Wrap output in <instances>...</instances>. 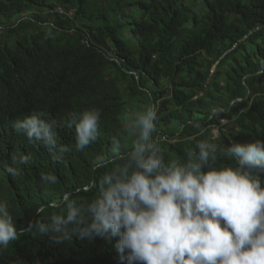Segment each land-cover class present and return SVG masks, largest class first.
I'll list each match as a JSON object with an SVG mask.
<instances>
[{
	"label": "trees",
	"instance_id": "1",
	"mask_svg": "<svg viewBox=\"0 0 264 264\" xmlns=\"http://www.w3.org/2000/svg\"><path fill=\"white\" fill-rule=\"evenodd\" d=\"M89 1L0 0V202L22 233L0 251V264H121L115 239H81L69 225L71 238L57 244L29 225L66 215L65 193L95 198L115 166L94 170L96 160L113 156L114 140L115 155L131 150L124 123L142 104L157 110L165 163H185L200 141L222 150L264 140V0H114L92 10ZM57 6L74 12H52ZM126 29L137 50L125 43ZM89 109L101 112L99 137L78 151L67 120ZM35 112L72 149L60 159L14 131ZM21 155L30 156L27 164L13 162ZM217 157V167L237 164L220 150ZM44 173L57 182H44Z\"/></svg>",
	"mask_w": 264,
	"mask_h": 264
},
{
	"label": "clouds",
	"instance_id": "2",
	"mask_svg": "<svg viewBox=\"0 0 264 264\" xmlns=\"http://www.w3.org/2000/svg\"><path fill=\"white\" fill-rule=\"evenodd\" d=\"M51 36V31L46 33V38ZM44 115L35 112L17 120L14 131L42 143L60 159L72 149L58 144L54 122ZM100 119L98 109L69 114L76 150L97 141ZM156 120L155 106L128 116L124 128L133 137L132 148L117 156L120 140H114L113 156L97 158L94 170L115 166L104 172L95 198L85 203L65 193L66 215L53 213L50 222L29 227L57 244L71 238L69 225L81 239H115L121 264H264V140L231 143L222 150L200 141L198 152L189 150L185 163H165L154 136ZM218 150L234 158L236 166L217 167ZM29 160L28 155L13 156L14 163ZM41 179L57 182L54 173L41 174ZM21 234L0 202V251Z\"/></svg>",
	"mask_w": 264,
	"mask_h": 264
},
{
	"label": "rangeland",
	"instance_id": "3",
	"mask_svg": "<svg viewBox=\"0 0 264 264\" xmlns=\"http://www.w3.org/2000/svg\"><path fill=\"white\" fill-rule=\"evenodd\" d=\"M112 1H114V0H90L89 3H88V7L90 8V10L95 9V8L107 9L108 5ZM59 9L62 10V13L59 12L60 11ZM53 11H56L57 13L62 14V15L71 16V13L74 12V9L72 8L70 10H66L64 7L57 6L56 9H52V12ZM122 37H123L125 43L131 49H133V50H137L138 49L137 40L131 36V34L129 33V31H127V29L122 32ZM0 39H1V37H0ZM212 71H214V69ZM143 108H146V104H142V106L138 107L137 109L132 110L133 112L132 113L130 112V113L133 114V113L138 112V111H143L144 110ZM221 123L227 125L226 127H229V123H228L227 120L222 119ZM212 133H213L214 137H217L219 135V129L217 127H213L212 128ZM163 141H165V140H163Z\"/></svg>",
	"mask_w": 264,
	"mask_h": 264
},
{
	"label": "built area",
	"instance_id": "4",
	"mask_svg": "<svg viewBox=\"0 0 264 264\" xmlns=\"http://www.w3.org/2000/svg\"><path fill=\"white\" fill-rule=\"evenodd\" d=\"M59 10H60L59 12L62 13V10H61V9H59ZM71 15H72V13H71ZM222 124H223V123H222ZM162 140H167L166 136H163V137H162Z\"/></svg>",
	"mask_w": 264,
	"mask_h": 264
}]
</instances>
